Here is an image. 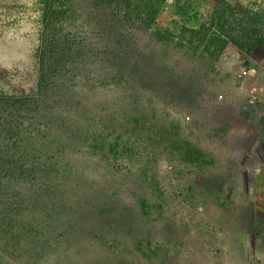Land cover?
Returning <instances> with one entry per match:
<instances>
[{"label":"rangeland","instance_id":"obj_1","mask_svg":"<svg viewBox=\"0 0 264 264\" xmlns=\"http://www.w3.org/2000/svg\"><path fill=\"white\" fill-rule=\"evenodd\" d=\"M122 6L119 19L132 28L112 25L120 42L125 34L120 49L83 0H0V91L28 105L2 102L0 122L23 123L37 139L0 127V136L20 147L8 146L10 155L26 153L17 166L35 167L22 173L0 162V264L264 259V138L259 148L250 127L246 146L253 143V151L246 153L229 135L249 116V84L240 73L247 66L264 70V0ZM48 8L63 13L50 21ZM73 35L82 38L68 52L74 64L37 98L41 40H58L59 48ZM103 45L112 52H98ZM90 50L98 60L91 61ZM122 50L133 64L121 69L130 78L125 83L74 82L80 69L101 81L122 63ZM60 91L69 96L58 103ZM93 118L105 126H94ZM78 119L88 127L82 146L53 148L50 132ZM252 235L250 252L244 243Z\"/></svg>","mask_w":264,"mask_h":264},{"label":"trees","instance_id":"obj_2","mask_svg":"<svg viewBox=\"0 0 264 264\" xmlns=\"http://www.w3.org/2000/svg\"><path fill=\"white\" fill-rule=\"evenodd\" d=\"M54 1V0H53ZM55 1H59L61 2L62 0H55ZM88 7L96 10L97 12V16L100 17V21L101 23L104 24V26L110 28V30L108 31V35H113V39H115V43L118 45V48L121 49V45L123 39H125V34L124 35H118L117 36H121L120 38L122 39L121 42L116 39V32L114 27L112 26L113 24H115V22L117 21L118 23H120L121 27H131L130 25H126L124 24L126 22V18H124L122 16V19H119L120 14H121V9L123 8V2L126 0H83ZM63 13L62 9H52V8H48L47 11H45L44 13V18L45 17H49L50 21L54 20V19H59L61 17V14ZM116 18V20H114ZM125 25V26H124ZM111 27H113V30H111ZM45 30V28H44ZM57 31V30H56ZM56 33V32H55ZM72 37H74L72 39V41L70 42L68 40V42H64L62 43V45H59V48L57 46L58 44V40L54 41L55 45H46L44 43V41L41 40V43L39 45L38 51H37V59H36V63H37V67H38V89H37V98L40 97V95H42V93L44 91L50 90L49 88H52L53 83L51 82V78L54 76H60L63 75L64 70V66L66 64L72 65V63L74 64L75 62V57L71 56L69 52L70 50V46L71 44L73 45H79L80 46V39L82 40V38L78 37L77 35H73ZM105 38L107 39L108 36L106 34ZM54 38H52L53 40ZM71 39V38H70ZM99 42L101 41H106V40H102V38L98 37ZM67 43H69L67 45ZM51 44V43H50ZM109 45H103L100 50H98V52H105V51H111L112 49L110 47H108ZM53 48H58L57 52L53 50ZM56 52V54H55ZM84 51H78V54H81ZM112 52V51H111ZM89 57H91V61L94 62L96 60H98V54L96 51L94 50H90L89 51ZM122 54V63L120 62L119 65H115L116 66V70L115 71H111L108 72L107 74L104 75L103 79L101 81H99L98 79L94 78V77H88L85 73V71L83 70H79L76 71V73L73 75L74 77V82L81 84L84 81L88 82L91 80V82H93L94 84L99 83L100 82H104L106 84H116L121 82L125 83L126 80H129V75H125V73L121 70V69H125L126 66H128L129 68H131V66L133 65L131 63V59H130V52L127 51H121ZM82 56H84L83 54H81ZM115 58V57H114ZM51 63L53 64L51 66V64H47ZM116 63H118V61L116 60ZM54 66V67H53ZM51 67L55 68L52 69ZM120 67V68H119ZM127 67V68H128ZM131 70H128V73H130ZM122 78V80H121ZM85 82V83H86ZM95 84V85H96ZM59 92V91H58ZM60 95L57 99L58 103L63 102L69 95H67V93L60 91ZM36 98V99H37ZM8 103L11 106H19L18 108L20 109H25L28 107V105L25 104L24 99H22L20 96L16 95V94H9L5 91H0V104L1 103ZM74 104V103H73ZM58 107V106H57ZM134 118H136V115H134ZM83 120L87 119L81 118ZM83 120L78 119L77 121H72V123H66L65 121H61L59 122V125H61V129L62 132H56V133H52L50 132V137L48 138L49 140V144H53L51 145L53 148H58V149H63V150H76L77 147H81L82 143H83V138H84V134L88 131V127H87V122ZM92 123H94L95 125H98L101 127L105 126L104 121L99 118V119H92ZM0 127L7 129V131H14L15 133L20 134L24 140H27L29 142L35 141L37 140L35 138V136L33 134H31L25 126H23V123H20L18 121L12 120V119H4L0 122ZM113 124H110L109 127L112 128ZM54 129V126H51V130ZM115 129V127L113 128ZM12 136V135H11ZM11 137L6 138V136H0V158H3V160L0 159V162H4L6 163L8 166H11L10 169H20L22 173L25 172H32L35 170L34 166H24L23 164L20 163L19 166H17L16 161H14L17 158H23L24 154L26 153H22L20 154L17 158H15L14 156L10 155L9 153V149L8 146H10L11 148H17L19 150L20 147H18L19 145L17 144V142H13L10 139ZM23 152V150H22ZM26 152V151H25Z\"/></svg>","mask_w":264,"mask_h":264},{"label":"crops","instance_id":"obj_3","mask_svg":"<svg viewBox=\"0 0 264 264\" xmlns=\"http://www.w3.org/2000/svg\"><path fill=\"white\" fill-rule=\"evenodd\" d=\"M253 69L247 76L246 81L249 84V93L252 89V87L257 88V102L254 105L247 104V107L250 109L248 110V117L242 118V122H235L229 129V135H231L233 138L240 139V144H242V149L246 151V153L252 152L251 150L253 143L250 146H246V141L250 137L249 128L252 127L255 129V131L258 133L257 136V145L259 148H261L262 139L264 138V70L262 66L260 68L254 67V66H247L246 67ZM249 76V77H248ZM252 76V77H251ZM239 141V140H238ZM248 143V142H247ZM262 153V150H261ZM261 168H259V171ZM259 181H264L263 178ZM253 235L251 238H248L247 242L244 244V248L249 250L250 252L252 249H256L254 244L256 243V240L254 241ZM251 245V246H250ZM245 264H264V259L257 260L254 263V259H246Z\"/></svg>","mask_w":264,"mask_h":264},{"label":"built area","instance_id":"obj_4","mask_svg":"<svg viewBox=\"0 0 264 264\" xmlns=\"http://www.w3.org/2000/svg\"><path fill=\"white\" fill-rule=\"evenodd\" d=\"M253 69L251 68H248V69H244L240 75L243 76V75H248ZM257 102V88L256 87H252L251 91H250V94L248 96V99H247V104L249 105H254L255 103Z\"/></svg>","mask_w":264,"mask_h":264}]
</instances>
